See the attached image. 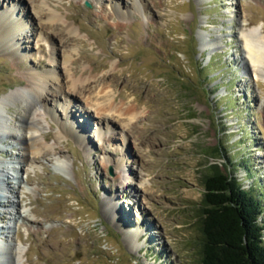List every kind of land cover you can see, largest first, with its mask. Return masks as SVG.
I'll return each instance as SVG.
<instances>
[{"label":"rangeland","instance_id":"1","mask_svg":"<svg viewBox=\"0 0 264 264\" xmlns=\"http://www.w3.org/2000/svg\"><path fill=\"white\" fill-rule=\"evenodd\" d=\"M40 2L0 0L29 30L11 42L21 55L0 47V98L31 86L30 72L70 82L65 103L30 109L40 154L19 160L0 133V242L8 235L25 264H199L213 163L261 203L264 242V62L255 74L241 39L264 34V0ZM127 109L136 117L117 116ZM23 110L10 102L3 115L17 126ZM215 146L225 158L208 155Z\"/></svg>","mask_w":264,"mask_h":264},{"label":"bare ground","instance_id":"2","mask_svg":"<svg viewBox=\"0 0 264 264\" xmlns=\"http://www.w3.org/2000/svg\"><path fill=\"white\" fill-rule=\"evenodd\" d=\"M20 1L22 0H16L17 3H19ZM32 1H35V3H37V8H39L40 10H44L42 5H40L43 3L44 6V2L39 3V0ZM17 6L18 4H15L14 10ZM46 14L51 22L54 20H58V18L54 14L45 12L44 16H46ZM259 29L260 27L254 26L248 31H241L242 44H244V47L246 48L245 52L247 59L251 63L255 74H257V70L261 69V64L264 62V34L258 31ZM68 30L70 31V33L74 34L71 28H69ZM25 31L26 33H24ZM27 32H29V30H27V24H25L24 14L20 18H16L13 16V11L10 12L9 10H7L0 13V47H4L6 51L9 50V52H11L13 56H18V54H20V45H18L17 43V47L10 51L14 46V44H12L11 42L16 36L25 38L27 36ZM52 60L55 61V59ZM71 72L72 74H76L78 71L76 68H73ZM28 75V80L31 83V86L29 85L28 88L19 90L16 95L9 94L0 98V133H7L9 135V138L14 139V141L21 145V158L19 157V160L21 161L29 160V155L40 154L45 146V143L39 141V139L36 138L37 134H40L42 132V128L40 125H38L39 123L35 119L34 112L30 110L31 107L36 103H44L45 101H51L60 104L61 100L63 103H65L64 95L66 94H64L61 89L64 83L70 82L64 75L62 78L63 80H60L58 77V73L56 72V68L54 69V71L52 70V72H30ZM75 82H72V89L67 91V95H70L72 94V92H74ZM81 86V89H88L86 88L87 85H85L84 82L81 83ZM67 98L69 97L66 96V99ZM10 102H20L25 107V110H23V113L20 116L21 122L17 126L10 125V123H8V120L3 115L4 108H6ZM105 107L107 108L109 107V105H106ZM106 108H95L96 115L98 117H100V115H103V113H101L100 111H106L105 114L107 115L112 113L111 110ZM68 110L69 107L65 106L64 112L66 113L68 112ZM134 114L136 113H134L130 109H127L123 110L121 113H118L117 116L123 115L125 116V118H127V120H131L136 117V115ZM66 123H68V121H66ZM69 126L71 127V124H69ZM14 132L18 134H15ZM42 138L45 139L44 136H42ZM58 164L59 173L65 176V166H63V163L61 161H59ZM136 237L137 236L128 234V237L124 239L128 246L132 249L138 247ZM3 238L4 240L0 242V264H25L24 259H22L23 251L20 250L19 247L16 246V244L14 245V243L11 242V239L9 240L8 235H5Z\"/></svg>","mask_w":264,"mask_h":264},{"label":"trees","instance_id":"3","mask_svg":"<svg viewBox=\"0 0 264 264\" xmlns=\"http://www.w3.org/2000/svg\"><path fill=\"white\" fill-rule=\"evenodd\" d=\"M208 153L211 158H225L217 146ZM209 170L202 180L204 191L197 210L199 264H264L261 203L217 163Z\"/></svg>","mask_w":264,"mask_h":264}]
</instances>
